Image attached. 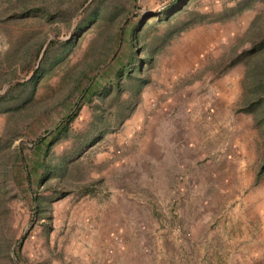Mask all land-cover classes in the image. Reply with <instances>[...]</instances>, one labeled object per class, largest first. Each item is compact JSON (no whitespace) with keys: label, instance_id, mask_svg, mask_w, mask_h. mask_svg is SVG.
<instances>
[{"label":"rangeland","instance_id":"rangeland-1","mask_svg":"<svg viewBox=\"0 0 264 264\" xmlns=\"http://www.w3.org/2000/svg\"><path fill=\"white\" fill-rule=\"evenodd\" d=\"M15 1L0 0V95L38 64L37 59L26 70L22 48L45 36L39 58L46 41L71 35L78 15L69 26L39 16L6 19ZM167 1L114 0V14L85 30L66 60L37 81L29 99L0 112V264H183V240L190 235L183 205L197 206L213 221L234 206L244 216L231 224L234 259L209 258L204 251L196 264H264V0H188L175 15L155 17L172 0ZM133 16L147 19L138 34L140 56L153 52L141 75L147 82L137 88L121 81L117 94L113 88L104 93L110 86L105 75L101 92L81 102L106 65L125 62ZM117 27L114 53L73 83ZM182 34L186 91L167 113L159 65L171 48H181ZM253 96L255 106L244 111ZM75 109L67 135L46 155L50 165L67 159L65 173L41 178L42 154L33 147ZM155 155H183V173L173 180L183 182V194H147L149 183L164 179L153 181L155 172L138 161ZM149 204L158 209L156 224L147 222ZM136 209L144 215L140 232L131 216ZM115 213L118 220L105 225V217Z\"/></svg>","mask_w":264,"mask_h":264},{"label":"trees","instance_id":"trees-1","mask_svg":"<svg viewBox=\"0 0 264 264\" xmlns=\"http://www.w3.org/2000/svg\"><path fill=\"white\" fill-rule=\"evenodd\" d=\"M187 1L188 0H172L167 6L159 11V14H155V17L167 19L168 17L175 15V13H178ZM242 1L245 2L246 0ZM86 2L87 0H16L12 4V7L8 8L9 12L5 15L6 19H22L25 17L39 16L47 22L59 20L60 22L65 23L66 26L70 25L72 18L76 14L78 15L75 17V23L72 28L71 35L62 41L49 40L44 46L39 58V53L46 40L45 36L37 43L32 41L27 43L26 46L22 48V57L26 56L28 58V60H26V66H28L26 70H29L31 65L33 66V62L37 59L39 60L38 64L32 74L25 81L9 85L4 93L0 95V112H4L14 107H19L27 99H29L37 81L49 70L66 60L69 53L75 46L79 36L89 27L98 26L104 19L111 17L116 8L114 0H89L87 3ZM85 3L86 5L83 7ZM79 10L80 12L78 13ZM126 14L127 11L123 14V16ZM198 17L199 19L201 18L200 16ZM146 21L147 19L133 16V24L129 26L126 32V47L128 52L124 55L125 62L115 68H113L110 64L106 65L98 74L97 81H93L85 89L84 94L80 98L81 102L84 103L89 101L94 91L96 93L101 92L103 88L100 87V82L106 78L105 75L108 76L106 78L107 81H109L107 85L110 86L104 88V93H106V91L110 88H113L115 94H117L120 91L121 81L125 82L127 80L129 82L136 83L135 85L137 88L147 82L146 78H141V75L144 65L147 67L153 61V52H151L150 49L146 54H144L145 56H140V45L143 44L141 43L139 45L138 38V34L141 32V29ZM120 34L119 27H117V29L113 32H108L106 34L104 46L101 51L97 56H93L85 62V69L77 72L73 83H77L79 80L86 77L91 70L105 63L111 54L114 53L118 42V36ZM55 35H58V32H55ZM123 36L124 29L122 30L121 37ZM250 53L251 50L242 52V54L237 55V59L241 55H248ZM144 57L146 58L144 59ZM256 84L258 87H261L259 81ZM257 100L258 96H253L250 100H245V108L242 109H245L244 111H250L251 108L255 106ZM76 112V109L72 111L70 110L61 122L57 123L46 136L41 137L35 143L33 148L38 151L40 150L42 154L41 162L43 166L41 178L46 175L62 176L65 173L67 168V159L62 158L57 164L50 165L46 161V155L49 148L55 141L67 135L68 126L76 116ZM94 139L95 138H93L92 141ZM51 191V196L55 195V191ZM59 194H61V192H59ZM33 203L35 212L37 211L38 213V211L42 210L41 204L36 197L33 198Z\"/></svg>","mask_w":264,"mask_h":264},{"label":"crops","instance_id":"crops-1","mask_svg":"<svg viewBox=\"0 0 264 264\" xmlns=\"http://www.w3.org/2000/svg\"><path fill=\"white\" fill-rule=\"evenodd\" d=\"M179 41H177L181 48L176 51L177 47H174L173 50L171 48V56L167 60H164L162 64L159 66L161 67V75L159 80H157L158 85L162 84L164 95L167 97V104H170V108L167 109V113L173 111V105H175V99L183 98V92L186 91L183 89V73H184V65H183V34L179 37ZM180 53L178 55V59L174 57L176 53ZM173 55V56H172ZM174 59V60H173ZM168 93V95H166ZM154 96V95H153ZM158 97V96H154ZM169 100V101H168ZM164 103V104H166ZM175 142V141H174ZM180 148H183V142L179 143ZM174 145V143H173ZM180 149V150H181ZM183 150V149H182ZM181 150V151H182ZM167 158L169 160H167ZM138 163H148L149 169L153 170L154 175L153 178L164 179L163 182L155 183L151 182L148 184V193L153 195H170V194H183V182H179L177 184L173 183L175 176L177 174L183 173V155L179 157H166V156H149L147 160H139ZM171 163L174 164L170 168L162 167L160 164ZM155 164V165H149ZM147 166V167H148ZM234 189V187H232ZM221 188L217 187L216 191H219ZM186 191V190H185ZM191 191V189H190ZM226 194L230 192V188L223 189ZM190 193V192H189ZM149 209L147 210L150 215L147 222H152L156 224L157 219L156 216L158 215V209L153 207L151 204L148 205ZM182 207V206H181ZM197 206L187 207L183 205V215L186 217L184 227L187 228L189 232V237H184V244H183V264H196L202 257V253L206 251L208 253L209 258L214 259H225V262L229 258L234 259L235 252L233 253V248L231 246L230 238L231 236V224L234 223L236 219H244L243 214H241L240 209L237 206L229 209H222L224 210V214H218L216 220L213 221L212 216L209 215H202V210H196ZM199 207V206H198ZM117 210V209H116ZM182 208H180V211ZM137 213L131 214L133 219V226H137L138 231L140 232V227L143 225L142 215H140L141 209L135 210ZM146 211V210H144ZM161 211V210H160ZM148 214V213H147ZM153 217V218H152ZM119 215L117 213L109 214L104 219L105 225L112 223L114 224L113 220H118ZM156 219V220H155ZM159 221V219H158ZM212 221L215 222V225L212 226ZM160 222V221H159ZM203 226H202V224ZM211 226V229L209 228ZM135 228V227H134ZM134 230V229H133ZM243 232H241L242 234ZM140 234V233H139ZM205 240V243H202V240ZM231 246V247H230ZM244 245L241 244L240 248L243 251ZM200 254V256H199ZM110 263V261H109Z\"/></svg>","mask_w":264,"mask_h":264},{"label":"water","instance_id":"water-1","mask_svg":"<svg viewBox=\"0 0 264 264\" xmlns=\"http://www.w3.org/2000/svg\"><path fill=\"white\" fill-rule=\"evenodd\" d=\"M170 1H171V0H168L165 4L169 3ZM86 3H87V2H86ZM86 3H85V4H86ZM85 4H84V5H85ZM165 4H164V5H165ZM84 5H83V6H84ZM68 37H69V36H68ZM46 43H47V41H46ZM11 256H12L13 259H15V258H14V253H13V252H12Z\"/></svg>","mask_w":264,"mask_h":264}]
</instances>
